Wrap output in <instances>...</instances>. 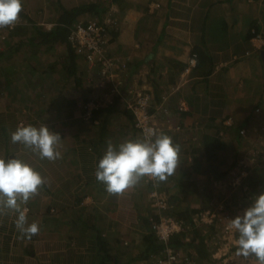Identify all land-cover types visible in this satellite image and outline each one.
<instances>
[{"label":"crops","instance_id":"obj_1","mask_svg":"<svg viewBox=\"0 0 264 264\" xmlns=\"http://www.w3.org/2000/svg\"><path fill=\"white\" fill-rule=\"evenodd\" d=\"M21 3V12L32 20L19 16L16 27L24 33L0 29V159H21L44 184L20 205L25 227L36 223L38 234L22 233L14 210L0 214V264H155L162 251L149 240L157 214L151 207L154 190L167 198L171 216L188 212L194 219L220 203L231 210L228 191L233 189L226 178L233 172L224 157L236 152L237 133L256 120L255 110L264 115V0ZM78 7L89 11L73 26L81 20H115L107 52L127 68L118 72L122 97L115 95L111 105H103L111 87L98 86L99 67L91 68L75 53L71 57L66 44L28 40L30 24L48 31L62 10ZM129 88L151 94L153 120L180 146L179 163L167 180L145 176L115 195L95 179V171L109 143L118 148L144 141L125 107ZM91 100L100 108L86 119L83 105ZM29 124L60 135V159L49 162L11 143V133ZM205 139L221 147L212 159L206 158ZM223 172L227 175L218 177ZM201 231L208 257L196 263L222 264L228 252L220 255L221 248L211 245L213 230ZM182 240L190 243L188 237ZM179 247L174 248L184 252ZM214 254L221 258L213 259Z\"/></svg>","mask_w":264,"mask_h":264},{"label":"clouds","instance_id":"obj_2","mask_svg":"<svg viewBox=\"0 0 264 264\" xmlns=\"http://www.w3.org/2000/svg\"><path fill=\"white\" fill-rule=\"evenodd\" d=\"M22 11L21 0H0V29L12 27ZM150 141H126L117 147L111 143L99 160L95 179L106 186L110 194L119 195L134 187L145 177L165 181L176 171L179 163L180 146L164 133H155L149 129ZM58 133L42 125L19 126L11 133V143L23 145L37 154L40 159L49 162L61 158L57 151L61 143ZM44 184L39 172L21 159H0V214L5 210L18 213L16 225L22 233L30 236L39 232L36 223L27 224V217L21 211V203L38 195V189ZM229 224L239 233L237 255L245 259L254 257L257 264H264V194L229 220Z\"/></svg>","mask_w":264,"mask_h":264},{"label":"built area","instance_id":"obj_3","mask_svg":"<svg viewBox=\"0 0 264 264\" xmlns=\"http://www.w3.org/2000/svg\"><path fill=\"white\" fill-rule=\"evenodd\" d=\"M114 24L115 20L111 17H106L104 20H81L71 27L67 38L68 44L76 55L83 57L85 63L91 68L99 67L100 79L98 86L104 88L106 84L110 85V91L107 93L108 96L103 105L113 104L115 95L122 97V94L119 93V87L122 86L123 80H115L114 78L116 74L118 75V72L124 71L127 68L125 63L109 55L107 52L110 29ZM194 59L192 57L190 60L191 64L194 63ZM126 96L128 97H124L125 107L133 118L135 129L142 135L144 141L153 140L154 137L148 134L149 129L157 134L161 133V131L153 120L151 94L144 89L129 88L127 89ZM99 108L100 106H96L93 102L85 103L83 105L84 117L90 119ZM239 135L243 136L244 131L240 130ZM261 154V158H264V150L261 151ZM247 176L248 170L241 163L237 172L226 178L227 185L233 190L240 186H243V189H245L244 181H246ZM150 199L154 208L161 209L162 211L168 209V200L161 192L152 191ZM225 210L226 208L223 203V205L220 204L216 208L199 211L195 214L193 223L195 226L208 227L221 225L222 230L220 233H222L223 237H232L235 229L230 226L229 220L233 218ZM153 229L155 230L158 242L163 245L161 250L162 255L157 259L155 264H197L189 248L185 247L184 252L178 251L170 244V237L183 231L182 221H176L169 216L161 215L159 222L154 224Z\"/></svg>","mask_w":264,"mask_h":264},{"label":"rangeland","instance_id":"obj_4","mask_svg":"<svg viewBox=\"0 0 264 264\" xmlns=\"http://www.w3.org/2000/svg\"><path fill=\"white\" fill-rule=\"evenodd\" d=\"M118 77L120 76L115 75L114 79L115 80L120 79ZM89 102H93L96 106H99L98 105L99 103L97 104L95 100H91ZM256 110L254 113L255 115L254 119L256 120H254V122L247 124L244 127L246 128V130L243 128L242 129L240 128V130L244 131V135L241 136V139H240L241 141L239 142V145H235L234 147V149H236V152L227 151V155H225L224 158L228 160V164L230 165V166L228 165V171H231L233 173L237 172V169L242 163L243 167H246L248 170L247 179L251 176V184L254 183V180H257L259 181V186L264 187V160H263L264 158L263 157H262L263 159L261 158L262 156L261 151L264 150V117H263L264 115L259 111V109L257 112ZM247 179L246 181H244V184L246 182L245 186L249 183ZM259 186L257 187V189L260 188ZM249 187L247 185V187L243 189L245 193H248L247 195H245V199H241L242 197H240L238 191L236 190L228 191V193L231 195L230 197L231 199L228 198L230 199L231 210L227 208L226 209L227 211L226 210L225 211L231 214L233 218L237 216L238 214H242L243 210L247 208L255 200V197L259 196L256 194L257 189L254 191L251 187L249 189ZM261 189L262 188H260V190ZM262 194H264L263 191H262ZM220 204L223 205V203H220ZM220 204H216V205L214 204V208H216ZM234 207H235V210H233ZM198 228L200 230L203 229L205 231L207 229L209 230L208 226H199ZM214 229H215L213 230L214 238H212L211 236V240H212L211 245L212 244L213 246L217 245V247L221 248L220 255H222V251L228 252V255L226 254L224 258H221V257H218L216 254H214L213 259L216 260V257L224 259L223 263H227V264H257V261L254 257H249L245 259L236 254L238 250L237 240L239 238V234H238V238L235 237L236 239L231 240L232 241L231 242L229 241L230 238H224L222 233H220V231L222 230L221 225H217L216 227H214ZM234 233H238V232L234 230ZM233 241H236V243H233ZM224 242L229 245H225ZM231 245L234 247L233 249ZM230 249H232V251ZM189 250H190L191 255L193 256L194 253L192 252L190 248ZM220 263L221 261L218 264Z\"/></svg>","mask_w":264,"mask_h":264},{"label":"trees","instance_id":"obj_5","mask_svg":"<svg viewBox=\"0 0 264 264\" xmlns=\"http://www.w3.org/2000/svg\"><path fill=\"white\" fill-rule=\"evenodd\" d=\"M88 7H78L75 9H71V10H62V12L60 13L54 28L48 30V31H42L40 30V27L35 25V24H30L29 27L27 28V30L30 32V35H32L28 40H31L30 42H33L35 40H38L39 43H44V44H55V43H60V44H66L68 52L71 53V57L73 56V49L70 47V45L68 44L67 38H68V34L69 31L71 29V27L73 26V24L76 22V17L82 15L85 12H88ZM19 16L21 17H26V20H28L27 22L30 23V19H27L28 16L25 15L24 13H20ZM3 29H8V31L11 32H16L17 35H21L24 32H20L19 28L15 26H13L12 28L10 27H6ZM26 31V30H25ZM11 50H16L14 47L11 48ZM237 136L239 139H241V136L239 135V133H237ZM204 149L208 152L206 154V158L207 159H212L214 158L218 153V150L221 149V147H219L218 144H216V140L213 139H205L204 140ZM241 140H239L238 142H240ZM214 146H216L215 150H210L209 148H213ZM217 150V151H216ZM216 151V152H215ZM238 163V162H237ZM227 175V172H223V173H219L218 177H223V176ZM249 183L247 184L248 187L250 186L254 191L257 189V187L259 186V181L254 180V183L251 184V176L247 179ZM246 185V187H247ZM249 187V189H250ZM260 188H262L260 190L257 189L256 194L257 195H261L262 191L264 192V187L259 186ZM258 192V193H257ZM238 193L240 195V197H242L241 199H245V195H247L248 193H245V191H243V186H241V188L238 190ZM169 205V203H168ZM225 206V204H224ZM154 210L157 211V214L155 215V218H152L151 220V235H150V242H155V244H158V247H156L158 249V252H160V249L162 250L163 245L161 243L158 242V238L155 234V230L153 229L154 224L159 222V218L161 217V215H165V216H169V209H166L164 211H162L161 209L158 208H154L153 206H151ZM226 208V207H225ZM206 210V209H205ZM203 211V210H201ZM199 212V211H198ZM174 218H173V217ZM172 216L170 214L169 217L173 218L176 221H182L183 222V231L179 234H175L176 237H174L175 235L170 237V240L173 242V237L176 238V242H173L172 244L174 245V247L180 246L179 248L182 247V249L186 248H190L192 250V252L194 254H196L197 256L194 255L195 259L197 260H202V259H206L208 257V250H207V246L205 243V239L202 237V231L196 227L193 223V219H191L190 216H188V212L186 213H178V214H174L172 213ZM233 218V216H232ZM211 230H214V227H209ZM188 232V233H187ZM213 235V234H212ZM183 237H188L190 238V243L189 242H184L182 238ZM189 240V239H188ZM170 241V244H171ZM186 243V244H185ZM193 247H192V246ZM172 246V245H171ZM157 251V250H156Z\"/></svg>","mask_w":264,"mask_h":264}]
</instances>
